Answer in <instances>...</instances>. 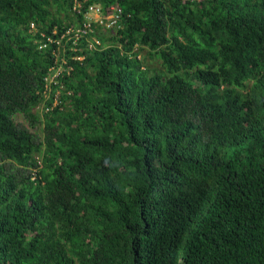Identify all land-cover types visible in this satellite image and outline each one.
I'll list each match as a JSON object with an SVG mask.
<instances>
[{"label": "trees", "instance_id": "trees-1", "mask_svg": "<svg viewBox=\"0 0 264 264\" xmlns=\"http://www.w3.org/2000/svg\"><path fill=\"white\" fill-rule=\"evenodd\" d=\"M80 2L0 0V264H264V0Z\"/></svg>", "mask_w": 264, "mask_h": 264}, {"label": "built area", "instance_id": "built-area-1", "mask_svg": "<svg viewBox=\"0 0 264 264\" xmlns=\"http://www.w3.org/2000/svg\"><path fill=\"white\" fill-rule=\"evenodd\" d=\"M73 13L82 14L83 6L80 0H73ZM103 8L100 5H90L88 10L84 14V21L77 25H71L66 29H52L50 33L46 34L43 31H39L35 23L30 24V31L34 34H38L39 38L35 41L38 50L46 51L50 47L53 48V53L56 57V63L60 62L59 68L54 66L51 69V75L46 78L47 83H53L59 78L60 74L65 72H71V68L66 67L68 62L63 58L62 53L71 47L72 50L77 51L78 48H73L69 43L78 45L81 40H85L89 48H97L102 45L100 31L95 26L100 27L105 31H117L120 27L117 26V22L121 19V11L117 6L111 8V12H103ZM74 59L83 60V56H74Z\"/></svg>", "mask_w": 264, "mask_h": 264}, {"label": "rangeland", "instance_id": "rangeland-1", "mask_svg": "<svg viewBox=\"0 0 264 264\" xmlns=\"http://www.w3.org/2000/svg\"><path fill=\"white\" fill-rule=\"evenodd\" d=\"M151 62V65L152 66H156V67H158V68H160L161 67V61H160V59H158V58H155V59H153L152 61H149V63ZM40 114V113H39ZM16 121L17 122H23V123H25L24 122V119L22 118V117H17L16 118Z\"/></svg>", "mask_w": 264, "mask_h": 264}]
</instances>
